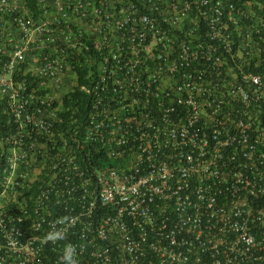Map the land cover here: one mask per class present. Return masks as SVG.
<instances>
[{"label": "built area", "instance_id": "obj_1", "mask_svg": "<svg viewBox=\"0 0 264 264\" xmlns=\"http://www.w3.org/2000/svg\"><path fill=\"white\" fill-rule=\"evenodd\" d=\"M37 1L36 19L0 0L5 68L41 37L76 48L88 34L73 26L90 21L94 149L75 154L82 141L34 117L45 99L0 78L20 129L0 135V264H64L72 248L76 264H264V3ZM98 152L126 161L103 169Z\"/></svg>", "mask_w": 264, "mask_h": 264}, {"label": "clouds", "instance_id": "obj_2", "mask_svg": "<svg viewBox=\"0 0 264 264\" xmlns=\"http://www.w3.org/2000/svg\"><path fill=\"white\" fill-rule=\"evenodd\" d=\"M92 1L93 2L98 1V3H100L101 0H92ZM102 1L105 2L106 5L109 3V0H102ZM141 1L142 0H123V2H120V3L119 1H116L117 3L120 4L116 6V10H119L121 6H124V5L129 6L132 3L140 5L139 3ZM165 1H168V0H165ZM175 1L181 2V0H175ZM232 1L236 4V6H241L244 3L243 0H232ZM258 1L260 3H264V0H258ZM26 2L29 8V11L33 15V17L37 19L41 13L43 14V9L41 8V4L37 0L34 5V8L36 9V14L33 13L35 11L33 7H30L29 1L26 0ZM71 18L72 17L70 16L69 19ZM69 19L66 17V20H69ZM79 24H80L79 22H76V25L73 26V28L76 29V27H78ZM230 29L235 32L234 35L237 38H240V36L236 32V29L234 28L233 23ZM85 38H87L88 40V35H86L83 38L82 43L79 44V42H77L76 45L78 46L76 48H73L74 46L70 44H67L66 46L62 45L60 42H58L57 45L52 44L48 47V49L43 50V54L40 55L39 57H38V54L34 55V51H33L34 48H30L27 50V54L24 60L20 62H15L11 70L5 68V65H4V63L6 62L5 60H9L10 58L9 55L11 52V50L9 49V45H7V43H4L5 44L4 53L0 54V78H5L8 82H11L13 86L19 88V90L23 94L33 95L35 97V100L38 98L45 99V103L42 107V111L40 113L35 112L34 117L36 118L40 117L42 119L51 121L52 122V133L54 134V137H57V138H59L60 135L68 136L69 134H72L77 137L78 141L83 140L84 131L86 129L85 126L87 125L88 114L90 111V95L84 89L86 85L81 86V88L86 92V94L89 97L88 113L85 119L81 121L77 126H75L73 130H69V129L61 130L57 128V123L63 122L62 114L65 109L63 107V103L60 102L58 99V96H56V93H61V98L63 101V97H64L63 94H66L67 92L71 91L77 85L76 74L73 70L71 61L73 59H78L79 53L83 49V45L85 44L84 42L86 40ZM41 39H44V37H41ZM41 39H39V41ZM5 40H6L5 37L0 34V45H3L2 41H5ZM29 57L31 58L29 59ZM33 59L38 60V62ZM47 63H51L53 67L55 68L56 71L54 75L47 74L43 71V68ZM87 63L90 64V61L87 60ZM32 101L34 104L35 101L34 100ZM5 106H6L5 97L0 96V108L7 115V117L10 118V122H12V124H15L14 130H10L8 133L17 132L18 130H20L19 122L16 121V117L10 114L9 107H5ZM30 108L33 110V106H31ZM34 132H36V130H34ZM31 138L33 137H30V139ZM40 140L42 142L43 139L41 138ZM40 144L41 143L37 145H40ZM81 145H83L84 147ZM81 145L76 146L74 153L79 156H82L83 154H86V155L90 154V151L92 150L89 148L90 144L83 143L82 141ZM86 158L87 156L86 157L83 156V159H86ZM34 189H35V186H34ZM32 191L33 189H31L28 193H31ZM74 253H75L74 248H72L70 251L68 249L65 250V255L63 258L64 264H76V261L74 259Z\"/></svg>", "mask_w": 264, "mask_h": 264}, {"label": "trees", "instance_id": "obj_3", "mask_svg": "<svg viewBox=\"0 0 264 264\" xmlns=\"http://www.w3.org/2000/svg\"><path fill=\"white\" fill-rule=\"evenodd\" d=\"M30 7L34 8L36 0H28ZM33 12L36 14V9L34 8ZM227 19V11L222 15V21H226ZM85 44L83 45V49L79 53L78 59H73L71 61L73 70L76 74L77 85L66 94H63V107L64 112L62 114V123H57V128L64 130L69 129L73 130L75 126H77L81 121H83L88 113V104L89 97L86 92L81 88L83 85H87L90 81V78L96 74V69L98 67V63L100 58L103 56L100 54L98 49H96L94 43L91 39L85 40ZM87 60L90 61V64L87 63ZM91 70V72H90ZM91 75V77H90ZM15 124L10 122V118L2 111L0 108V135H7L10 130H14ZM90 149H94L92 144L89 146ZM82 156L86 157V154ZM94 159L97 160L99 166L103 169L108 167H118L121 166L126 159H113L108 158L102 154L95 153ZM84 170L91 169V165L88 162H83ZM44 175V171L43 174ZM47 181L45 182V184ZM44 184V185H45ZM60 185H57L59 187ZM56 189V186L53 187Z\"/></svg>", "mask_w": 264, "mask_h": 264}, {"label": "crops", "instance_id": "obj_4", "mask_svg": "<svg viewBox=\"0 0 264 264\" xmlns=\"http://www.w3.org/2000/svg\"><path fill=\"white\" fill-rule=\"evenodd\" d=\"M50 1H51V0H50ZM116 1H119V3H120V2H123V0H109V3L107 4V9H108L112 14H116V13H118V10H116V6H118L119 3H117ZM52 5L54 6V2L52 3ZM119 5H120V4H119ZM21 8L24 9V6L22 5ZM54 11H55V7L50 8V13H49L48 15H46V17H48V18H52L50 14L55 13ZM79 23H80L79 26H80L81 28H84V29L86 30V33L88 34L89 37H96V36L98 37V34L94 33V32L91 30L92 27H91L90 21H89V22L81 21V22H79ZM113 24H114V23L112 22V20L109 21L108 23L104 24V26L106 27V29H107L108 32H111V31L113 30ZM10 30H11L12 32L15 31V30L18 31V29L13 28V27H10ZM55 43H56V42H55V41H52V40L41 39V40L39 41L38 47H34V50H33V51H34V55H37V54H38V57H39L40 55L43 54V50L48 49V47H49L50 45L55 44ZM57 44H58V42H57ZM34 45H35V44H34ZM30 58H31V57H29V59H30ZM35 59H36V58H35ZM35 59H33V60H35ZM35 61L38 62V60H35ZM52 93H53V91H52ZM56 96L61 97V93H56Z\"/></svg>", "mask_w": 264, "mask_h": 264}, {"label": "rangeland", "instance_id": "obj_5", "mask_svg": "<svg viewBox=\"0 0 264 264\" xmlns=\"http://www.w3.org/2000/svg\"><path fill=\"white\" fill-rule=\"evenodd\" d=\"M59 101L62 102V98L61 97H58Z\"/></svg>", "mask_w": 264, "mask_h": 264}]
</instances>
